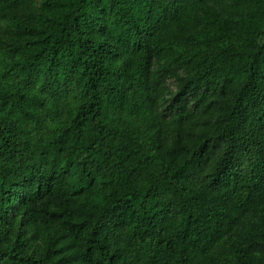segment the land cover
Listing matches in <instances>:
<instances>
[{"label":"trees","instance_id":"1","mask_svg":"<svg viewBox=\"0 0 264 264\" xmlns=\"http://www.w3.org/2000/svg\"><path fill=\"white\" fill-rule=\"evenodd\" d=\"M0 264H264V0H0Z\"/></svg>","mask_w":264,"mask_h":264}]
</instances>
